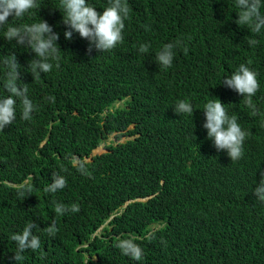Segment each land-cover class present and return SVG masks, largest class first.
<instances>
[{
	"label": "trees",
	"instance_id": "1",
	"mask_svg": "<svg viewBox=\"0 0 264 264\" xmlns=\"http://www.w3.org/2000/svg\"><path fill=\"white\" fill-rule=\"evenodd\" d=\"M36 2L37 6L25 16L35 14L39 6L37 13L41 14L34 21L52 17L54 20L48 23L53 26L58 20L60 24L54 32L63 42H71L64 44L76 48L82 45L81 40L87 41L77 33L65 40L63 31L67 26L55 9L58 0ZM89 2L100 6L106 0ZM140 5L147 14L141 19L144 27L132 35L124 33L122 45L131 47L137 34L140 42L149 47L145 53L138 51L133 62L121 66L120 75L144 87V82L152 78L151 70L160 80L191 85L210 71V92L192 97L200 105L212 96H228L220 86L222 76L241 63H253L258 82L264 83V55L258 52L264 46V29L253 33L247 25L236 24L239 9L235 0H140ZM250 39L256 43L249 44ZM167 42L176 43L173 63L160 68L154 61L155 52ZM10 51H15L11 45L0 44V56L11 54ZM94 86L102 89L101 82H95ZM86 92L93 97L92 109L113 101L102 92L91 89ZM115 93L119 98L128 93L118 79ZM245 109L251 112L249 107ZM123 125V108L109 114L104 123L61 122L66 152L53 148L52 138L42 148L38 147L43 127L26 125L18 134L12 124L0 133V144L13 147L0 156V167L10 161L14 151L16 157L11 165L25 175L32 174L18 193L1 186L0 264H15L12 260L15 245L8 237L28 221L36 225L33 230L40 237V248L25 250L18 264H133L115 247L117 238L128 235L143 250L142 260L137 264H264V233L242 232L246 236H231L232 230H238L229 226L233 221L236 225L244 215L243 206L252 197L255 177L245 174L240 179L242 165L228 162L226 152L222 156L207 153L197 119H191L181 129L183 121L177 119L163 129L158 117L136 115L132 134H137L133 139L117 146L110 144L106 152L91 156V151L107 139L109 129ZM152 131L163 135V141L149 137ZM199 160L203 164L197 170ZM227 164L232 165V174L227 172ZM54 173L65 178V186L50 193L46 188ZM217 190L224 193L216 195ZM118 193L149 198L138 203L131 215L114 218L110 222L112 228L101 231L104 234L91 237L108 217L102 212L104 202ZM4 194L12 197L3 198ZM200 200H206L207 204L202 206L197 219ZM54 202L65 206L76 203L79 210L60 215L54 210ZM12 203H29L33 208L6 206ZM184 205L188 223L181 225L178 233L168 236L162 229L151 232L152 223L165 220ZM53 222L57 230L48 235L44 229ZM252 238L256 240L251 242Z\"/></svg>",
	"mask_w": 264,
	"mask_h": 264
},
{
	"label": "clouds",
	"instance_id": "2",
	"mask_svg": "<svg viewBox=\"0 0 264 264\" xmlns=\"http://www.w3.org/2000/svg\"><path fill=\"white\" fill-rule=\"evenodd\" d=\"M58 1L55 9L61 14V22L67 26L63 36L65 40H70L72 34L77 33L79 37L86 38L87 41L81 40L80 47H70L64 43L71 42H63L58 37V33L54 32L60 24L58 20H55L53 26L48 23L54 20L52 17L34 21L41 14L37 13L39 6L34 10L35 14L25 16L37 6L36 0H0V44L11 45L15 49L14 52L10 51L11 54L0 56V133L12 124L16 125L18 134L26 125L43 127V137L38 147L42 148L52 138L53 148L66 152L61 122L104 123L109 114L123 108L124 125L109 129L111 133L106 139L110 141L108 145L117 146L125 144L137 134H132L136 115L144 118L158 117L163 129L177 119L183 121L179 127L181 129L195 118L207 153L222 156L221 153L226 152L228 162L242 165L240 179L245 174L255 177L252 197L243 206L244 215L238 218L236 225L234 221L229 224L230 229L238 230H232L231 236L264 233V83L258 82L253 63H241L234 71L222 76L220 86L228 94L227 97L212 96L214 98L201 105L194 103L192 97L210 92V71L204 73L200 82L188 85L160 80L150 70L152 78L147 79L144 87H141L126 75L118 73L121 66L136 59L138 51L145 53L149 47L146 42H140L137 34L131 47L122 45L124 33L132 35L144 27L141 19L147 14L141 9L140 0H106L100 6H94L89 0ZM262 6L264 0H235L239 12H236L234 22L247 25L253 33L261 32L264 29ZM248 43L255 44L256 41L250 39ZM175 47V42H167L155 52L154 61L158 67L167 68L172 65ZM258 52L264 55V46ZM153 69L157 72V69ZM116 79L128 89L123 98L116 97ZM95 82L102 83L101 90L95 88ZM88 89L102 92L105 98L113 101L100 103L92 109L93 97L86 92ZM253 97L256 105L251 103ZM246 107L251 112H247ZM148 136L163 141V135L157 132L152 131ZM106 140L92 151L100 147L106 152L108 145L103 144ZM12 148V145L0 144V156ZM15 157L13 151L10 161L0 167V189L4 186L18 193L20 187L32 178V174L25 175L24 171L12 166ZM202 164L203 161L199 160L196 169H201ZM225 167L232 174V165L227 164ZM64 186L65 178L54 173L46 191L52 193ZM223 193L217 190L216 195ZM8 197H12L11 194L3 195V198ZM148 198L122 196L118 193L107 199L102 212L108 217L91 237L104 234L101 231L105 227L111 229L110 222L114 218L131 215L137 204L146 202ZM17 204L26 209L33 208L29 203L6 206ZM205 204L206 200H200L197 219ZM54 210L60 215L66 211L77 212L79 205L72 203L65 206L54 202ZM186 223L188 220L184 205L165 220L152 223L150 229L151 232L162 229L166 235L174 236L180 226ZM34 227L36 225L28 221L19 231L10 233L8 238L15 245V251L12 252L15 264L23 259L25 250L40 248V237L33 230ZM44 230L48 235H53L57 229L53 222ZM128 236L117 238L115 247L133 264H137V261L142 260L143 250L134 242V237ZM93 259L96 260V256Z\"/></svg>",
	"mask_w": 264,
	"mask_h": 264
},
{
	"label": "rangeland",
	"instance_id": "3",
	"mask_svg": "<svg viewBox=\"0 0 264 264\" xmlns=\"http://www.w3.org/2000/svg\"><path fill=\"white\" fill-rule=\"evenodd\" d=\"M110 143V141L109 140H106L103 144L104 145H108ZM105 150H104V148H97L96 150H94V151H92V155H94V154H100V153H103ZM88 160V159H87ZM74 164H75V162H74Z\"/></svg>",
	"mask_w": 264,
	"mask_h": 264
}]
</instances>
